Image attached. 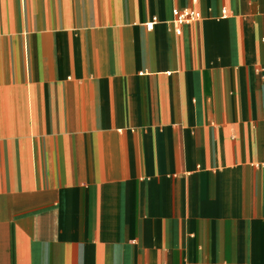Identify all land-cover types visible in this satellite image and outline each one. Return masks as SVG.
<instances>
[{
  "label": "crops",
  "instance_id": "0c3cea01",
  "mask_svg": "<svg viewBox=\"0 0 264 264\" xmlns=\"http://www.w3.org/2000/svg\"><path fill=\"white\" fill-rule=\"evenodd\" d=\"M0 264H264V0H0Z\"/></svg>",
  "mask_w": 264,
  "mask_h": 264
},
{
  "label": "built area",
  "instance_id": "2783aa9c",
  "mask_svg": "<svg viewBox=\"0 0 264 264\" xmlns=\"http://www.w3.org/2000/svg\"><path fill=\"white\" fill-rule=\"evenodd\" d=\"M174 24L177 26L187 24L193 21H197L200 19V14L196 10L192 9H183L181 11H174ZM153 23L147 25V27H151ZM176 35H180L181 31L179 29L175 30Z\"/></svg>",
  "mask_w": 264,
  "mask_h": 264
}]
</instances>
